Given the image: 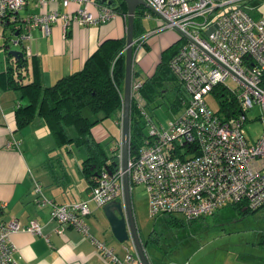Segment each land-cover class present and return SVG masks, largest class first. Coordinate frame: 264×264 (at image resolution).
<instances>
[{
    "label": "built area",
    "instance_id": "2783aa9c",
    "mask_svg": "<svg viewBox=\"0 0 264 264\" xmlns=\"http://www.w3.org/2000/svg\"><path fill=\"white\" fill-rule=\"evenodd\" d=\"M159 15L161 28H174L187 36L169 60L172 73L186 92L182 109L166 125L155 122L145 110L141 81L131 83V98L143 116L147 137L136 155H129L127 173L131 186L147 193L151 217L161 214L198 219L224 206L241 204L250 211L264 208V0H144ZM77 3L72 13L47 10L52 3ZM92 3L94 14L87 8ZM29 5L39 12L20 11ZM116 10L92 0H0V25L6 22L23 30L40 28L48 36L58 20L66 28L71 22L88 26L109 21ZM25 29V30H24ZM226 79L236 83L231 89ZM217 85L233 92L238 110L224 117L210 107L206 96ZM218 99V95H215ZM259 107L262 133L253 141L247 137V113ZM123 171L102 170L86 199L57 203L36 184V203L48 206L56 232L72 227L87 236L107 264H135L128 251L123 257L96 239L85 223L89 202L98 207L122 198ZM0 204V264H17L10 236L17 231L43 235L40 224L24 226L16 218L4 221Z\"/></svg>",
    "mask_w": 264,
    "mask_h": 264
},
{
    "label": "crops",
    "instance_id": "0c3cea01",
    "mask_svg": "<svg viewBox=\"0 0 264 264\" xmlns=\"http://www.w3.org/2000/svg\"><path fill=\"white\" fill-rule=\"evenodd\" d=\"M92 1L102 4L99 0ZM114 1L117 0H112ZM106 6L114 9L111 4ZM76 7L75 2L66 5L56 2L46 6L47 10L56 9L68 14ZM87 8L92 13H97L92 3H88ZM139 10L143 13V29L140 36H133L132 81L151 76L162 52L180 38H184L177 37L172 28H161L163 21L153 10L141 5L136 7L135 12ZM23 11L20 16L27 12H39L31 5ZM0 27L1 36L5 35L6 27L10 28L11 34L14 35L13 43L19 46L17 51L22 53L17 57L10 54L7 50V40L0 45V48L3 47L0 49V204H3L1 218L4 221L16 218L24 226L31 220H36L43 234L34 235L22 230L11 234L17 264H107L91 239L72 227H65L64 233L58 234L50 208L37 205L36 184L41 186L46 197L57 203L86 199L91 186L82 173V152L73 144L56 143L41 117L35 116L28 124L18 127L15 110L27 101L19 91L6 85L5 77L8 68L14 67L16 60L23 57L25 66L22 69L26 74L25 79L32 81L36 78L43 86H49L59 77L81 69L87 57L103 40H122L124 51L127 14L116 12L109 21L88 26L73 21L66 28L58 20L51 24L48 36H44L40 28H35L31 30L30 39L23 41L19 39L23 30L15 29L13 24L8 22ZM160 104H163V97L160 98V95L148 104L147 112L151 117L154 108ZM92 134L99 142L108 143L109 152L120 156L121 122L107 118L92 128ZM89 208L90 213L85 216V223L91 234L104 242L117 256L123 257L128 251L140 264L130 240L118 241L121 243L120 249H115L110 238L116 241L117 239L111 232L102 207L89 202ZM99 211L105 222L100 226L96 223ZM94 216L95 219L92 218ZM141 241L150 264H153L146 250L148 242Z\"/></svg>",
    "mask_w": 264,
    "mask_h": 264
},
{
    "label": "trees",
    "instance_id": "16d2710c",
    "mask_svg": "<svg viewBox=\"0 0 264 264\" xmlns=\"http://www.w3.org/2000/svg\"><path fill=\"white\" fill-rule=\"evenodd\" d=\"M111 5L118 13L127 14V6L123 0L114 1ZM142 15L140 10L135 12L134 37L142 34ZM184 41V38H180L166 48L161 54L154 73L140 79L142 84L139 91L145 102L146 112L151 101H155L158 95L160 98L164 97L165 93L170 91L174 96L168 108L174 112L182 109L186 92L172 73L169 60ZM123 49L122 40H103L87 57L81 69L59 77L49 86H43L36 78L32 81L25 79L26 74L22 69L25 66L23 57L17 59L15 66L6 71V85L19 91L27 101L25 105L20 104L15 110L18 127L28 124L35 116L41 117L56 143L73 144L82 152L81 169L90 186L97 183V175L100 171L107 170L112 173L119 169L120 156L109 152L108 143L96 140L92 134V128L107 118L121 122L125 77ZM220 90L222 92L219 93ZM214 92L219 93L218 106L213 109L215 112L227 117L229 113L238 110L239 103L233 92L228 93L226 87L222 85L215 86ZM145 126V120L131 98V156L139 152L147 137ZM232 206L239 207L244 214L253 212L242 207L241 204ZM166 219L171 224H185L200 218L184 220L176 218L174 214H166ZM150 239L154 240L151 235Z\"/></svg>",
    "mask_w": 264,
    "mask_h": 264
},
{
    "label": "rangeland",
    "instance_id": "374dc122",
    "mask_svg": "<svg viewBox=\"0 0 264 264\" xmlns=\"http://www.w3.org/2000/svg\"><path fill=\"white\" fill-rule=\"evenodd\" d=\"M23 13L24 11H20V14ZM172 29L177 37L182 36L178 30ZM4 34L0 35V45L7 40L8 51L18 50L19 46L13 43L14 35L9 27L5 28ZM225 83L231 89L236 85L232 79H226ZM218 92H210L206 96L213 109L218 106L214 96ZM173 96L172 91L166 92L163 104L154 108L152 118L155 122L166 125L173 117L175 112L168 108ZM258 114L257 106L247 113L249 121L245 130L247 137L253 141L260 137L263 128ZM145 132L148 133L146 126ZM131 205L139 238L150 241L146 250L153 264H264V208L244 214L239 207L228 205L196 221L171 224L167 221L166 214L151 217L147 193L142 186L136 185L131 186ZM174 216L185 220L180 213ZM92 218L95 219L96 216ZM96 223L99 226L105 224L100 211ZM150 235L154 240L150 239ZM110 241H113L116 250L120 249L121 243L113 238Z\"/></svg>",
    "mask_w": 264,
    "mask_h": 264
},
{
    "label": "water",
    "instance_id": "95a60500",
    "mask_svg": "<svg viewBox=\"0 0 264 264\" xmlns=\"http://www.w3.org/2000/svg\"><path fill=\"white\" fill-rule=\"evenodd\" d=\"M127 6V27L125 45V77L123 88V104L121 115V154L120 165L123 171L122 185L123 195L121 200L111 201L102 206L103 213L110 226L113 236L119 242L130 240L136 252L140 264H150L145 253L144 244L137 234L131 205V184L127 173V161L130 155V106H131V83H132V60H133V27L135 9L145 6L151 9L144 0H123ZM100 3L110 5L112 0H99ZM152 10V9H151ZM178 30V29H176ZM179 31V30H178ZM180 32V31H179ZM182 36L185 34L180 32ZM14 57L22 53L17 50L9 51ZM146 242V241H145Z\"/></svg>",
    "mask_w": 264,
    "mask_h": 264
}]
</instances>
